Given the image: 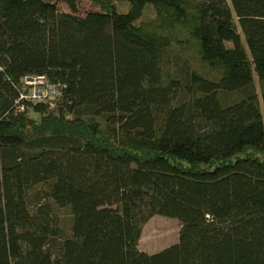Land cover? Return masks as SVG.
I'll return each mask as SVG.
<instances>
[{
  "label": "trees",
  "instance_id": "trees-1",
  "mask_svg": "<svg viewBox=\"0 0 264 264\" xmlns=\"http://www.w3.org/2000/svg\"><path fill=\"white\" fill-rule=\"evenodd\" d=\"M60 1L0 0V264H264V0Z\"/></svg>",
  "mask_w": 264,
  "mask_h": 264
},
{
  "label": "rangeland",
  "instance_id": "rangeland-1",
  "mask_svg": "<svg viewBox=\"0 0 264 264\" xmlns=\"http://www.w3.org/2000/svg\"><path fill=\"white\" fill-rule=\"evenodd\" d=\"M56 3L62 12L69 13L70 10L66 3L60 0H43ZM78 15L85 16L91 12H98L99 9L88 0H81L77 7ZM33 117H37L33 115ZM55 213L59 216L60 224L68 230L70 228L71 216L67 209L56 207ZM181 223L172 218L154 216L143 227L142 236L139 242V249L149 254L158 253L179 242ZM158 232V233H156ZM157 241L160 247H157Z\"/></svg>",
  "mask_w": 264,
  "mask_h": 264
},
{
  "label": "built area",
  "instance_id": "built-area-1",
  "mask_svg": "<svg viewBox=\"0 0 264 264\" xmlns=\"http://www.w3.org/2000/svg\"><path fill=\"white\" fill-rule=\"evenodd\" d=\"M65 86L52 82L46 75H29L22 79L16 108L23 111L27 105L44 104L51 110L63 98Z\"/></svg>",
  "mask_w": 264,
  "mask_h": 264
}]
</instances>
